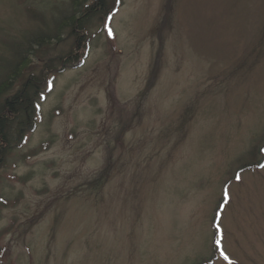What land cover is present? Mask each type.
I'll use <instances>...</instances> for the list:
<instances>
[{"label":"rangeland","instance_id":"1","mask_svg":"<svg viewBox=\"0 0 264 264\" xmlns=\"http://www.w3.org/2000/svg\"><path fill=\"white\" fill-rule=\"evenodd\" d=\"M95 1L0 0V264H264V0Z\"/></svg>","mask_w":264,"mask_h":264},{"label":"trees","instance_id":"2","mask_svg":"<svg viewBox=\"0 0 264 264\" xmlns=\"http://www.w3.org/2000/svg\"><path fill=\"white\" fill-rule=\"evenodd\" d=\"M95 3V4H94ZM91 7H87L91 15L97 14L98 7L102 5V1H95ZM114 7L120 5V0L113 1ZM86 9V7H85ZM113 9V7H112ZM109 15L108 12L104 16ZM88 17V14H87ZM87 17L81 20L70 18L71 24L76 25L84 31ZM61 27H57L56 34L58 36ZM76 37V36H75ZM43 37L35 38V46L43 45ZM32 43L30 44V46ZM87 47H84V56H86ZM26 53V52H25ZM24 57H21V63H8L5 72L4 81L0 83V167L4 163L7 155L15 148L22 145L25 137L36 127V119L38 113L37 100L43 99L44 94L38 89L36 79L28 77L17 86V80L21 79L22 71L26 68L23 64ZM17 86L14 88V86ZM49 86V85H48ZM264 145L257 149V154L260 156V161L255 163L257 166L262 161ZM253 164V165H255ZM247 167V166H246ZM245 166L243 168H246ZM0 204H4L0 201Z\"/></svg>","mask_w":264,"mask_h":264},{"label":"snow or ice","instance_id":"3","mask_svg":"<svg viewBox=\"0 0 264 264\" xmlns=\"http://www.w3.org/2000/svg\"><path fill=\"white\" fill-rule=\"evenodd\" d=\"M225 259H227V257H225Z\"/></svg>","mask_w":264,"mask_h":264}]
</instances>
